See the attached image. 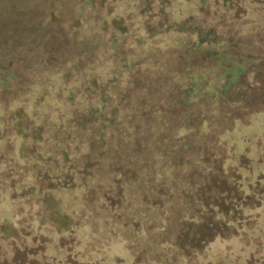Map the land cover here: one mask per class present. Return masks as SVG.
Instances as JSON below:
<instances>
[{
    "label": "trees",
    "instance_id": "1",
    "mask_svg": "<svg viewBox=\"0 0 264 264\" xmlns=\"http://www.w3.org/2000/svg\"><path fill=\"white\" fill-rule=\"evenodd\" d=\"M76 1L72 35L91 45L73 43L59 68L45 61L25 68H46L34 74V85H15L10 69L0 73V122L9 112L17 137H53L54 152L37 160L59 157L69 169L77 167L83 185L92 178L104 195L108 190L111 205L135 190L137 201L161 209L164 196L177 197L179 168L188 169L190 187L210 170L220 172L211 151L215 139L264 111V0H129L126 16L113 14L123 0ZM5 224L0 264H41L34 251L15 247ZM191 237L198 248L209 238Z\"/></svg>",
    "mask_w": 264,
    "mask_h": 264
},
{
    "label": "rangeland",
    "instance_id": "2",
    "mask_svg": "<svg viewBox=\"0 0 264 264\" xmlns=\"http://www.w3.org/2000/svg\"><path fill=\"white\" fill-rule=\"evenodd\" d=\"M93 1L97 6L101 0ZM128 1L115 4L113 14L128 15L129 7H124ZM80 5L76 0H0V73L10 69L16 74L15 85L23 87L27 80L34 85V74L46 68L34 73L25 68L44 61L59 68L64 50H70L73 43L89 48L88 40L72 35ZM179 7L174 4V11ZM88 13L82 12L84 19ZM259 34L264 41V32ZM8 113L0 122V223L13 229L15 247L34 251L37 262L264 264V111L234 124L215 139L211 151L212 157L220 158V172L210 170L209 177L197 178L190 187L185 180L188 169L179 168L177 197L164 196L161 209L147 208L149 205L134 198L135 190L130 193L127 189L124 201L111 205L105 200L108 190L104 195L92 178L83 185L77 167L69 169L59 157L38 161V155L56 149L53 137H17ZM167 181L170 179H166L165 192L169 194L172 189ZM57 184L65 188L52 189ZM58 221L65 226L59 228ZM190 223L193 228L187 227ZM192 235L209 238L201 239L198 248ZM5 246L0 243L1 249Z\"/></svg>",
    "mask_w": 264,
    "mask_h": 264
}]
</instances>
